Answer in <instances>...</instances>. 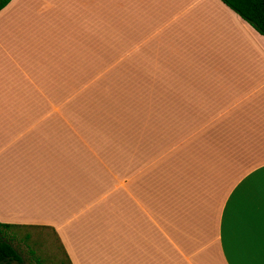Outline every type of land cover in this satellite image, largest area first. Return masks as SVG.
I'll list each match as a JSON object with an SVG mask.
<instances>
[{
    "label": "crops",
    "instance_id": "obj_1",
    "mask_svg": "<svg viewBox=\"0 0 264 264\" xmlns=\"http://www.w3.org/2000/svg\"><path fill=\"white\" fill-rule=\"evenodd\" d=\"M0 222L69 264H264V37L220 0H9Z\"/></svg>",
    "mask_w": 264,
    "mask_h": 264
},
{
    "label": "trees",
    "instance_id": "obj_2",
    "mask_svg": "<svg viewBox=\"0 0 264 264\" xmlns=\"http://www.w3.org/2000/svg\"><path fill=\"white\" fill-rule=\"evenodd\" d=\"M9 0H0V9ZM233 12H235L242 20L247 22L257 33L264 37V0H220ZM41 229L47 228L39 225H19V224H7L0 222V264H28L29 260H25L22 253L12 245L10 238L12 235L4 234V229ZM49 229V228H48ZM58 249L63 256L64 264H69V261L65 255L62 245L60 244L57 236L53 230H51ZM21 240L27 242V248L31 254H34V261L37 264H42L43 260H40L35 255L34 249L30 248V245L36 244L37 240H32L29 232H24ZM33 249V250H32ZM55 263V262H54ZM56 264H63L62 261L57 259Z\"/></svg>",
    "mask_w": 264,
    "mask_h": 264
},
{
    "label": "rangeland",
    "instance_id": "obj_3",
    "mask_svg": "<svg viewBox=\"0 0 264 264\" xmlns=\"http://www.w3.org/2000/svg\"><path fill=\"white\" fill-rule=\"evenodd\" d=\"M3 232L4 234L12 235V238H10V240L12 239V245L22 253V256L26 261L29 260L28 264H37V262L34 261V254H31V252H29V249L27 248L28 243L21 240L24 232H29L31 235V239L37 240L36 244L30 245V248H33L35 255L38 256L40 260H43L42 264H56L57 259L59 258L64 264L63 256L58 249L51 230L47 228H19L11 230L4 229Z\"/></svg>",
    "mask_w": 264,
    "mask_h": 264
}]
</instances>
